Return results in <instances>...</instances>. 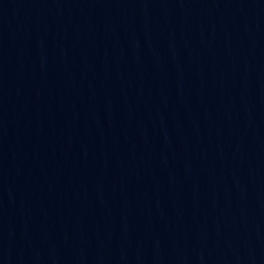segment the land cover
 <instances>
[{"label": "water", "instance_id": "1", "mask_svg": "<svg viewBox=\"0 0 264 264\" xmlns=\"http://www.w3.org/2000/svg\"><path fill=\"white\" fill-rule=\"evenodd\" d=\"M0 264H264V0H0Z\"/></svg>", "mask_w": 264, "mask_h": 264}]
</instances>
